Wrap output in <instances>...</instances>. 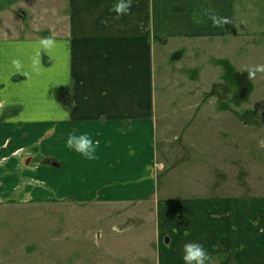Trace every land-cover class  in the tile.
<instances>
[{"label": "crops", "instance_id": "0c3cea01", "mask_svg": "<svg viewBox=\"0 0 264 264\" xmlns=\"http://www.w3.org/2000/svg\"><path fill=\"white\" fill-rule=\"evenodd\" d=\"M113 3L0 0V200L148 203L154 264H183L189 241L213 264H264V192L160 196L153 141L161 53L209 39L235 61L243 38L264 35V0H134L120 19ZM202 4L232 23L213 28ZM60 109L71 118L58 123ZM71 131L99 141L97 160L65 147Z\"/></svg>", "mask_w": 264, "mask_h": 264}, {"label": "rangeland", "instance_id": "374dc122", "mask_svg": "<svg viewBox=\"0 0 264 264\" xmlns=\"http://www.w3.org/2000/svg\"><path fill=\"white\" fill-rule=\"evenodd\" d=\"M202 41L177 40L157 61V193H263L264 72L250 70L264 35L243 38L235 61ZM19 202L0 200V264H154L152 204Z\"/></svg>", "mask_w": 264, "mask_h": 264}, {"label": "clouds", "instance_id": "9594fccd", "mask_svg": "<svg viewBox=\"0 0 264 264\" xmlns=\"http://www.w3.org/2000/svg\"><path fill=\"white\" fill-rule=\"evenodd\" d=\"M133 5L134 0H115V3L110 6L109 12L115 14L114 19H120L122 16L131 14ZM200 11L203 16L211 21L213 28L225 29L226 25L232 23L229 17L220 15L210 4L206 6L202 4ZM42 43L51 44L52 40L51 38H45ZM14 63L17 68L21 67L19 61H14ZM256 72H264V64H258L253 70H250L251 75H255ZM70 118L71 113L66 109H60L56 113L58 123L67 121ZM258 143L264 146V139L258 140ZM64 144L68 150L79 153L87 161H95L99 158V141L94 140L89 132L71 131L67 134ZM173 231H178V229L174 228ZM185 235H190V233L186 232ZM182 253L183 264H213V259L202 243L196 241L186 242L183 244Z\"/></svg>", "mask_w": 264, "mask_h": 264}, {"label": "flooded vegetation", "instance_id": "af4514ba", "mask_svg": "<svg viewBox=\"0 0 264 264\" xmlns=\"http://www.w3.org/2000/svg\"><path fill=\"white\" fill-rule=\"evenodd\" d=\"M242 91H243V89H242Z\"/></svg>", "mask_w": 264, "mask_h": 264}]
</instances>
